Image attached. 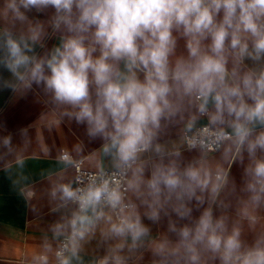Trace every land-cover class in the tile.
Wrapping results in <instances>:
<instances>
[{
	"label": "clouds",
	"instance_id": "clouds-1",
	"mask_svg": "<svg viewBox=\"0 0 264 264\" xmlns=\"http://www.w3.org/2000/svg\"><path fill=\"white\" fill-rule=\"evenodd\" d=\"M4 92L3 171L55 163L23 264H264V0H0Z\"/></svg>",
	"mask_w": 264,
	"mask_h": 264
},
{
	"label": "crops",
	"instance_id": "crops-1",
	"mask_svg": "<svg viewBox=\"0 0 264 264\" xmlns=\"http://www.w3.org/2000/svg\"><path fill=\"white\" fill-rule=\"evenodd\" d=\"M39 110L40 105L36 104L31 96L15 102L10 99L8 92L0 93V119L6 120L10 130L33 120ZM79 132H82V129H77L75 125L64 128L60 133V141L71 142ZM51 167H55L54 159L42 158L35 144L28 150L23 169L13 166L11 173H6L0 166V264H23V258L39 248L47 224L52 219L47 215L46 208L44 214L37 218L19 195L18 188L23 182L14 186L13 180L18 179L20 175L36 180L42 170ZM48 235L50 236V233ZM93 253L94 249H89V256Z\"/></svg>",
	"mask_w": 264,
	"mask_h": 264
}]
</instances>
